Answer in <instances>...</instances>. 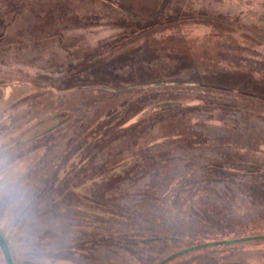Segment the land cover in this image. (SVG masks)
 <instances>
[{
	"label": "rangeland",
	"instance_id": "obj_1",
	"mask_svg": "<svg viewBox=\"0 0 264 264\" xmlns=\"http://www.w3.org/2000/svg\"><path fill=\"white\" fill-rule=\"evenodd\" d=\"M0 149L33 192L13 264H264V0H0Z\"/></svg>",
	"mask_w": 264,
	"mask_h": 264
},
{
	"label": "clouds",
	"instance_id": "obj_2",
	"mask_svg": "<svg viewBox=\"0 0 264 264\" xmlns=\"http://www.w3.org/2000/svg\"><path fill=\"white\" fill-rule=\"evenodd\" d=\"M33 192L13 162L0 149V232L18 237L17 246L24 249L30 236Z\"/></svg>",
	"mask_w": 264,
	"mask_h": 264
},
{
	"label": "trees",
	"instance_id": "obj_3",
	"mask_svg": "<svg viewBox=\"0 0 264 264\" xmlns=\"http://www.w3.org/2000/svg\"><path fill=\"white\" fill-rule=\"evenodd\" d=\"M143 28L144 27H142L141 29H143ZM167 85H170V83L167 81H164V82L155 81V82H150V83H134L132 85H125V86L116 87V88L108 87L102 83L101 84L100 83L92 84V85H89V87L104 88V89L110 91V93L113 96H116L118 98V96L129 91L130 89L142 92L144 89H155V88H160L161 86H167ZM72 88H77V86H73L69 89H72ZM140 96H143V94L141 93ZM137 100L138 99L130 100L125 104L122 103L120 106H116V108L113 109L108 115H106V118H104L102 121L97 122L95 125L90 124V126L88 128L86 127V129L83 128L82 130H80V140H79V144H78L79 147L83 146V144L84 145L90 144V143L94 144V143H97L99 139H104V134H105L104 132H106L105 128L110 127L112 125V123H114V122H118L120 124L121 123L126 124L132 118V115L130 113V109H131V107H133V105L135 103H137L136 102ZM128 126H130V124H128L126 126V128ZM98 130L103 131V133L100 134ZM94 133H95V135L96 134L99 135L98 138H97V136L96 137L93 136ZM89 138H91L93 140H90V142H88ZM252 238H256V237H246V238H243L242 240L252 239ZM242 240L237 239V240H232V241L237 242V241H242ZM232 241H230V242H228V241H214L212 243L209 242V243H205V244H201V245H193L192 247H189V248L185 249L184 251H186V252L192 251V250L198 249L200 247L210 246V245H214V244L231 243ZM0 246L3 250L4 255H5L7 264H13L11 256H10V250L7 246V242L1 233H0Z\"/></svg>",
	"mask_w": 264,
	"mask_h": 264
}]
</instances>
